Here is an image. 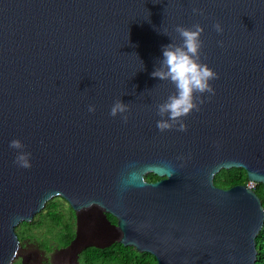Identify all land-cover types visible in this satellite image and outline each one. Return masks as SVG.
Instances as JSON below:
<instances>
[{
    "label": "water",
    "instance_id": "1",
    "mask_svg": "<svg viewBox=\"0 0 264 264\" xmlns=\"http://www.w3.org/2000/svg\"><path fill=\"white\" fill-rule=\"evenodd\" d=\"M194 24L215 95L187 131L161 133L157 105L176 89L151 73L162 46L181 43L175 28ZM119 99L126 123L110 115ZM232 168L264 185V0H0V264L17 258L15 228L57 196L77 217L64 250L118 242L157 264H257L260 198L214 184ZM89 220L110 241L82 243Z\"/></svg>",
    "mask_w": 264,
    "mask_h": 264
},
{
    "label": "clouds",
    "instance_id": "2",
    "mask_svg": "<svg viewBox=\"0 0 264 264\" xmlns=\"http://www.w3.org/2000/svg\"><path fill=\"white\" fill-rule=\"evenodd\" d=\"M193 13L203 14L201 10L195 8ZM213 27L218 34L223 33V28L219 23L214 24ZM175 32L179 35L181 43L171 42L162 46V59L159 60V66H156L151 73L153 78L168 81L176 89L175 94L168 96L165 102L157 105V115L161 119L157 121L156 126L161 133L170 131L173 128L180 132L187 131L184 118L193 111H200V106L204 103L201 97L205 94L215 95V89L210 81L219 78L216 72L210 69L207 64L201 62V50L203 48L201 36L204 29L199 24H194L191 28L177 26ZM220 46H223L222 43ZM88 111L94 113L96 109L90 105ZM128 111V104L119 99L111 107L110 115L113 118L119 115L126 123L128 119L126 113ZM9 147L17 150L15 163L19 167L25 169L31 167V153L25 151V146L21 141L12 140ZM66 247L59 249H65Z\"/></svg>",
    "mask_w": 264,
    "mask_h": 264
},
{
    "label": "trees",
    "instance_id": "3",
    "mask_svg": "<svg viewBox=\"0 0 264 264\" xmlns=\"http://www.w3.org/2000/svg\"><path fill=\"white\" fill-rule=\"evenodd\" d=\"M154 175L149 173L147 179L153 178ZM247 174L244 169L232 168L222 169L214 177V184L221 188H230L234 185L247 183ZM255 192L260 198L264 208V185L257 184ZM58 204L56 202L48 201L42 211L34 216L31 223L22 222L21 226L26 225H39L43 221L54 227H60V215L57 213ZM108 220L112 223H116V218L111 214H107ZM19 240L27 238L26 233L17 234ZM73 227L71 224L64 223L63 227L56 231L54 242L51 247L63 248L69 245L73 238ZM40 246V245H39ZM48 248V245H44ZM257 264H264V225L257 237ZM13 264H21L14 262ZM78 264H157L156 258L148 252H139L134 247L124 246L121 243L114 242L108 247H85L78 255Z\"/></svg>",
    "mask_w": 264,
    "mask_h": 264
},
{
    "label": "rangeland",
    "instance_id": "4",
    "mask_svg": "<svg viewBox=\"0 0 264 264\" xmlns=\"http://www.w3.org/2000/svg\"><path fill=\"white\" fill-rule=\"evenodd\" d=\"M51 200L58 204L57 213L60 215L61 219L60 227L56 228L46 221H43L39 225L29 224L21 226L19 224L15 228L16 234L21 235L24 232L27 238L21 241L19 240L20 246L17 251V258L14 262H19L21 264H78L77 254L81 246L80 244L67 250L51 247V244L54 242V237L56 236V231L61 229L64 223L71 224L73 227L74 235L72 240L77 230V217L68 203L59 196L53 197L49 201ZM104 229V231L99 232V228L95 221L89 220L80 222L82 243H92L96 245L106 244L110 241L112 233L107 227ZM100 233H102L103 236H100ZM106 234L107 236H105ZM44 245H48V248H45Z\"/></svg>",
    "mask_w": 264,
    "mask_h": 264
},
{
    "label": "built area",
    "instance_id": "5",
    "mask_svg": "<svg viewBox=\"0 0 264 264\" xmlns=\"http://www.w3.org/2000/svg\"><path fill=\"white\" fill-rule=\"evenodd\" d=\"M256 185H257V183L254 182V181H252V180H249V181L246 183V186H247L248 188H251V189H255V188H256Z\"/></svg>",
    "mask_w": 264,
    "mask_h": 264
},
{
    "label": "flooded vegetation",
    "instance_id": "6",
    "mask_svg": "<svg viewBox=\"0 0 264 264\" xmlns=\"http://www.w3.org/2000/svg\"><path fill=\"white\" fill-rule=\"evenodd\" d=\"M152 174V173H151ZM148 175V174H147ZM147 175H145V177H147ZM154 175V174H153ZM147 181H149V182H155V181H158L159 179H160V177H157L156 175H154V177L153 178H149V179H147V178H145Z\"/></svg>",
    "mask_w": 264,
    "mask_h": 264
}]
</instances>
